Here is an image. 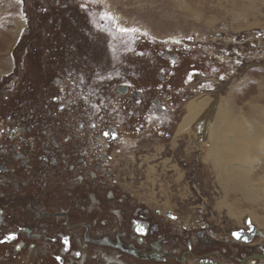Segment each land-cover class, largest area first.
I'll list each match as a JSON object with an SVG mask.
<instances>
[{
  "label": "flooded vegetation",
  "instance_id": "1",
  "mask_svg": "<svg viewBox=\"0 0 264 264\" xmlns=\"http://www.w3.org/2000/svg\"><path fill=\"white\" fill-rule=\"evenodd\" d=\"M70 35L63 33L64 40L69 38L62 49L63 64L50 81L43 77V91L37 81L25 79L31 97L22 100L16 95L20 74H11L9 83L1 85L10 105L0 108V264L264 263V241L257 228L253 235L249 226L224 232L169 204L154 206L132 187L102 192L108 179L118 175L110 159L117 152L127 158L136 142L124 132L118 107L135 104L125 120L129 128H137L139 123L129 120L142 118V102V107L151 102L162 111L168 110V102L151 89L122 81L124 70L112 80L96 81L101 67L91 53L77 49L80 41ZM27 45L26 58L35 59L39 71L48 70L38 47L31 44L26 50ZM169 58L178 59V54L166 52L164 59ZM159 78L164 81L166 75ZM149 120L153 125L155 119ZM167 122V128L174 123ZM153 128L160 129L157 124ZM133 160L126 162L128 167ZM10 234L15 238L6 239Z\"/></svg>",
  "mask_w": 264,
  "mask_h": 264
},
{
  "label": "rangeland",
  "instance_id": "2",
  "mask_svg": "<svg viewBox=\"0 0 264 264\" xmlns=\"http://www.w3.org/2000/svg\"><path fill=\"white\" fill-rule=\"evenodd\" d=\"M171 1L174 0H0V78L5 75L0 80V108L10 105L5 101L9 93L1 85L3 81L9 83L11 74L21 75L15 82L20 84L16 95L22 100L31 97L25 91L24 86L29 83H24L25 79L32 84L37 81L39 92L43 91V77L50 81L63 64L62 49L69 43L63 33L69 32L71 38L76 36L80 41L77 49L91 53L101 67V75L95 74L96 81L112 80L124 70L122 81H130L139 89H151L152 95L162 96L168 102L167 111L151 102L142 107V102V118L129 120L139 123L137 128H129L125 120L132 116L135 104L118 107L124 132L136 142L131 144L129 149L133 153H126L127 158H121L117 152L110 159L118 175L108 179L102 192L112 187L126 192L132 187L144 193V198L154 206L173 204L176 210L202 217L224 232L246 229V220L251 217L262 235L260 241H264V201L252 202L233 191L227 194L225 180L222 182L205 160L201 130L178 133L187 103L201 95H207L212 104L221 99L233 100L248 118L253 117V108L264 111V101L258 100L254 107L249 105L253 97L264 94V0H176L183 8L178 7L179 10L174 9ZM105 12L113 14L117 21L105 19ZM117 23L141 31L123 33L117 29ZM22 33L18 49L15 48V64L13 51ZM33 35L38 36L36 41H31ZM30 43L38 47L42 60L50 66L48 70L39 71L37 61L26 58L23 48L28 44L26 50L32 49ZM170 51L177 53L178 59H164ZM165 66L168 71L162 69ZM160 74L166 75L164 81ZM256 115L264 122L262 114ZM151 118L155 119L153 125ZM170 120L174 123L167 128L168 122L164 121ZM156 124L159 131L153 128ZM161 129L169 133L161 134ZM262 138L247 136V145L261 148ZM132 158L133 165L128 167L126 162ZM117 159L124 163L119 164ZM238 163L233 157L226 164L232 170L240 168ZM154 169L157 181L155 176H149ZM124 181L131 186L121 184ZM257 242L254 238L253 243Z\"/></svg>",
  "mask_w": 264,
  "mask_h": 264
},
{
  "label": "bare ground",
  "instance_id": "3",
  "mask_svg": "<svg viewBox=\"0 0 264 264\" xmlns=\"http://www.w3.org/2000/svg\"><path fill=\"white\" fill-rule=\"evenodd\" d=\"M175 1L171 2L174 3V9H178L180 6ZM180 9L183 8L180 7ZM22 36L23 33L19 38L20 40ZM19 39L13 53L16 52L15 48L20 43ZM229 100L221 99L212 104L207 95H201L190 100L187 103L186 113L178 133L189 132L194 129L201 130L205 160L212 165L217 177H220L222 182L223 179L225 180L223 186L227 194L233 191L242 194L244 198L252 202L264 201V171L262 172L264 169V139L262 138L264 136V122H262L260 115H256V113H260L261 116H264V111L253 108L251 111L253 117L248 118L241 106L233 100L230 102ZM258 100L264 101V94L253 97L249 101V105L254 107L259 103ZM247 136L262 138L259 140L261 148L256 149L247 145ZM233 157L239 160L240 168L230 170L226 163L232 161ZM154 180H156V176Z\"/></svg>",
  "mask_w": 264,
  "mask_h": 264
},
{
  "label": "snow or ice",
  "instance_id": "4",
  "mask_svg": "<svg viewBox=\"0 0 264 264\" xmlns=\"http://www.w3.org/2000/svg\"><path fill=\"white\" fill-rule=\"evenodd\" d=\"M20 2H22V0H20ZM103 16H104L105 19L111 20L114 23L117 21V18L113 14H111L109 12H105L103 14ZM117 29L120 32H123V33H135V32L141 31V29H139V28H124V27H120L118 23H117ZM145 34H147V33H145ZM188 38L191 39V37H188ZM176 42L179 43L178 40ZM104 135H109V133L106 132V133H104ZM113 135H115V134H113ZM175 218L176 217H173V219H175ZM236 235L239 238V234H236ZM14 238H15L14 234H10L8 237H6V239H14ZM65 243L66 244L68 243V239L67 238H65Z\"/></svg>",
  "mask_w": 264,
  "mask_h": 264
},
{
  "label": "water",
  "instance_id": "5",
  "mask_svg": "<svg viewBox=\"0 0 264 264\" xmlns=\"http://www.w3.org/2000/svg\"><path fill=\"white\" fill-rule=\"evenodd\" d=\"M246 224H247V226H249V228H251V233H250V235H253L254 234V230L257 228L256 227V225H254L253 223H252V220H251V217H248L247 218V220H246Z\"/></svg>",
  "mask_w": 264,
  "mask_h": 264
},
{
  "label": "crops",
  "instance_id": "6",
  "mask_svg": "<svg viewBox=\"0 0 264 264\" xmlns=\"http://www.w3.org/2000/svg\"><path fill=\"white\" fill-rule=\"evenodd\" d=\"M157 173V170L156 169H154L153 171H151L150 173H149V176L150 177H153V176H158V174H156ZM144 186V184L142 185V187ZM171 204V203H170ZM171 207L173 208V204H171ZM258 264H260V263H258Z\"/></svg>",
  "mask_w": 264,
  "mask_h": 264
}]
</instances>
